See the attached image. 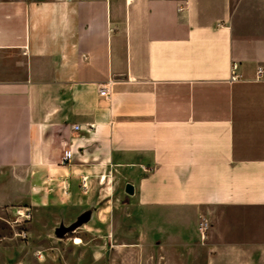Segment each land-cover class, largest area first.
I'll return each instance as SVG.
<instances>
[{
  "label": "crops",
  "instance_id": "1",
  "mask_svg": "<svg viewBox=\"0 0 264 264\" xmlns=\"http://www.w3.org/2000/svg\"><path fill=\"white\" fill-rule=\"evenodd\" d=\"M263 66L264 0H0V205L116 193L141 263L264 264Z\"/></svg>",
  "mask_w": 264,
  "mask_h": 264
},
{
  "label": "rangeland",
  "instance_id": "2",
  "mask_svg": "<svg viewBox=\"0 0 264 264\" xmlns=\"http://www.w3.org/2000/svg\"><path fill=\"white\" fill-rule=\"evenodd\" d=\"M6 180L0 174V194ZM116 197L115 193L113 201H105L107 216L97 210L89 222L81 217L82 210L2 203L0 264H146L135 258L140 233L128 204ZM25 209L30 211L29 220L18 214Z\"/></svg>",
  "mask_w": 264,
  "mask_h": 264
},
{
  "label": "built area",
  "instance_id": "3",
  "mask_svg": "<svg viewBox=\"0 0 264 264\" xmlns=\"http://www.w3.org/2000/svg\"><path fill=\"white\" fill-rule=\"evenodd\" d=\"M237 63H232L231 65V74H230V81H237L239 79V76L237 75ZM262 77H264V66L263 67H257L256 69V79L260 80ZM99 94L100 96H106V91L105 88H102L99 90ZM74 130H78L79 127L78 126H74L73 127ZM71 157V153L69 151L64 152V156L62 158L63 161H68ZM82 187L85 189L86 185L84 184V182L82 183ZM20 217H24L25 220H29L30 219V211L28 209H25L23 212H18ZM20 237L25 240L26 239V235L25 233L22 232V235H20Z\"/></svg>",
  "mask_w": 264,
  "mask_h": 264
},
{
  "label": "water",
  "instance_id": "4",
  "mask_svg": "<svg viewBox=\"0 0 264 264\" xmlns=\"http://www.w3.org/2000/svg\"><path fill=\"white\" fill-rule=\"evenodd\" d=\"M124 193H125L126 195H132V194H133V187H132L131 185L127 184V185L125 186V188H124ZM76 226H77V224L74 225L73 228H75ZM56 232L59 233L60 230L58 229Z\"/></svg>",
  "mask_w": 264,
  "mask_h": 264
}]
</instances>
